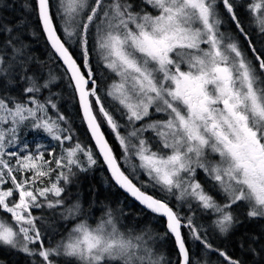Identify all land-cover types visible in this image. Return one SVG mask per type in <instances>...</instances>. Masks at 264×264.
Listing matches in <instances>:
<instances>
[{
  "label": "snow or ice",
  "instance_id": "obj_1",
  "mask_svg": "<svg viewBox=\"0 0 264 264\" xmlns=\"http://www.w3.org/2000/svg\"><path fill=\"white\" fill-rule=\"evenodd\" d=\"M28 8L91 143L77 137L50 91L41 99L58 77L49 70L45 78L17 29L0 24V247L23 253L30 264H202L190 256L186 228L218 256L216 264H244L215 247L168 197L190 208L194 201L215 217L212 227L222 235L238 223L234 208L264 219V43L257 47L264 40V0H30ZM226 22L234 36L221 31ZM101 76L111 80L106 89ZM14 87L19 96L10 94ZM152 110L162 118L151 119ZM22 129L46 141L34 136L33 148ZM101 164L115 186L165 220L163 234L123 231L111 208L94 225L81 219L80 196L69 202L68 186ZM198 169L204 183L195 178ZM44 208L62 209L61 219L72 223L54 245L46 244L44 217L33 213ZM157 238H174V261L157 254ZM257 242L251 238L246 251L258 258L253 264H264Z\"/></svg>",
  "mask_w": 264,
  "mask_h": 264
},
{
  "label": "trees",
  "instance_id": "obj_2",
  "mask_svg": "<svg viewBox=\"0 0 264 264\" xmlns=\"http://www.w3.org/2000/svg\"><path fill=\"white\" fill-rule=\"evenodd\" d=\"M245 1L247 2V0ZM29 3L30 0H0V24L10 25L17 29L14 35H20L24 43L28 45V51L34 60L44 65L43 72L45 78H47L49 70H51L53 75L58 77L57 80L50 85V89L44 91L41 99H43L44 96H48L50 91L53 94V100L58 104L60 111L68 118L69 124L76 132L77 137L82 142L91 143L86 127L81 124L78 102L73 99L71 90L68 87V82L59 78L61 76L59 64L57 61L50 59L49 45L36 15L28 8ZM238 11L240 14L241 10L239 9ZM240 16L243 20V16L241 14ZM245 27L247 28V26ZM225 29L228 30L229 34L235 35V29L231 27L229 23H227ZM252 35L255 39V32H253ZM96 59V55L93 54L92 61L94 66L96 64ZM38 67V64H33L34 70ZM100 67H102V65ZM100 80L103 89H106L107 84L111 83L110 79L106 80L103 76L100 77ZM4 94L5 90L0 87V95ZM10 94L19 96L20 88L14 87L10 89ZM101 95H103V91ZM105 103L106 105L109 104L107 99ZM25 131L26 130L22 129L19 135L28 142L29 140L33 141L34 136L46 141V138H44L42 134L28 131L27 135H25ZM103 131L106 133L110 142L113 143V146L116 148V154L119 157L121 155L120 149L118 145L115 144L114 138L106 126ZM58 151L59 148H57V152ZM73 181V184L68 186L69 195L66 198L69 202H72V198L79 194L84 210V216H81V219L87 216L89 222L94 225L102 213L108 208H111L114 215L119 217L120 227L123 231L132 230L134 234L150 232L152 235L163 234L166 231L165 220L163 218H154V214L133 201L115 186L106 167H103L102 164L87 172L79 173L73 178ZM209 188L210 186H205L206 190H209ZM149 192L158 198H163L167 195L159 191L149 190ZM168 199L174 210L178 211L182 216H192L196 225L203 226V229L206 230L208 239L215 247L226 249L231 256L241 259L244 264H253V260L258 259L248 253L246 248L253 237L258 241L254 245L257 249L264 246V230L260 232L258 224H256L257 220L247 217L246 207L240 206L234 208V214L238 217V223L234 225L233 230L229 234L222 235L212 227V222H210V219L213 218L212 215L202 212L195 202H191V208L188 203V208H186L179 206V202H177L174 197H168ZM121 209L124 213L122 217H120ZM61 211L62 209L53 211L47 208L33 210L34 215L44 217V221L41 223V229L46 233V244L50 241L51 244L54 245L61 239L62 235H66L67 229L72 227V223H68L61 219ZM182 232L190 256H192L193 259H200L202 264H216L219 259L216 254L206 253L199 242L191 238L186 228L183 229ZM241 241L244 242L245 248L240 247ZM154 249L158 255L163 254L166 259L175 260L176 250L174 238H165L164 240L157 238ZM0 264H30V260L21 252L7 247H0Z\"/></svg>",
  "mask_w": 264,
  "mask_h": 264
},
{
  "label": "flooded vegetation",
  "instance_id": "obj_3",
  "mask_svg": "<svg viewBox=\"0 0 264 264\" xmlns=\"http://www.w3.org/2000/svg\"><path fill=\"white\" fill-rule=\"evenodd\" d=\"M133 2L135 4H139L140 3V0H133ZM245 3H247V2L245 1ZM137 10H139V8H137ZM240 10H241V13L240 14L243 16V21L245 22V26H247L248 25V16L245 13L244 9H240ZM260 42L261 43H264V41H260ZM258 44H257V47H259ZM152 111H153V115H152L151 119H160V118H162L161 114H156L154 112V110H152ZM144 136H145V138L149 139L150 143H152L153 145L155 144L154 134L151 131L145 132L144 133ZM153 150H155V147L153 148ZM195 178L197 180H199L201 183H204V181L206 180L205 174L203 173L202 170H199V169L197 170V174H196V177ZM140 179L141 180H146L147 177L142 175L140 177ZM206 185L210 186L209 184H205V186ZM149 190H151V189H149ZM152 191H154V190H152ZM213 195H215V194L213 193ZM253 220H257V223L256 224H258V229H259L260 232L262 230H264V219H253Z\"/></svg>",
  "mask_w": 264,
  "mask_h": 264
},
{
  "label": "rangeland",
  "instance_id": "obj_4",
  "mask_svg": "<svg viewBox=\"0 0 264 264\" xmlns=\"http://www.w3.org/2000/svg\"><path fill=\"white\" fill-rule=\"evenodd\" d=\"M57 23H59V21H57ZM224 26H225V28H226V26H227V22L221 27V31H223V32H226V33H229L228 32V30L227 29H225L224 28ZM255 39H258L257 37L255 38ZM261 42L258 44L259 45V47L261 46ZM108 101V100H107ZM109 103H110V101H108ZM29 143L31 144V146L34 148L35 147V144L33 143V141H30L29 140ZM136 163H138V161H135ZM192 202H194V201H192ZM188 206V203L186 202V203H183V205L181 206V207H186V208H188L187 207ZM212 215V214H211ZM234 215H236V214H234ZM237 216V215H236ZM200 217V216H199ZM212 219H210V222H212V220L215 218L213 215H212ZM238 218V217H237Z\"/></svg>",
  "mask_w": 264,
  "mask_h": 264
},
{
  "label": "water",
  "instance_id": "obj_5",
  "mask_svg": "<svg viewBox=\"0 0 264 264\" xmlns=\"http://www.w3.org/2000/svg\"><path fill=\"white\" fill-rule=\"evenodd\" d=\"M107 170V169H106ZM108 172V171H107ZM108 174H109V172H108ZM109 176H110V174H109ZM111 178V177H110ZM114 183V182H113ZM120 189V188H119ZM121 191H123L124 192V190L123 189H120ZM127 196H129L133 201H135L134 200V198H132L130 195H128L126 192H124ZM136 203H138L137 201H135ZM139 204V203H138ZM140 205V204H139ZM142 206V205H141ZM143 207V206H142Z\"/></svg>",
  "mask_w": 264,
  "mask_h": 264
}]
</instances>
